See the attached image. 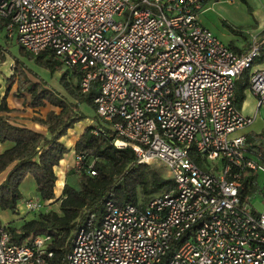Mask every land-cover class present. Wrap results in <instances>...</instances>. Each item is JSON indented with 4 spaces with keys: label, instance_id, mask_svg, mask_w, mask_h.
I'll list each match as a JSON object with an SVG mask.
<instances>
[{
    "label": "built area",
    "instance_id": "obj_1",
    "mask_svg": "<svg viewBox=\"0 0 264 264\" xmlns=\"http://www.w3.org/2000/svg\"><path fill=\"white\" fill-rule=\"evenodd\" d=\"M215 0H0V25L32 55L52 51L95 82V113L138 163L160 161L174 185L139 206L106 199L76 230L67 264H264V206L240 199L253 123L234 103L237 77L260 49L235 53L199 21ZM264 110V70L248 75ZM99 130H103L100 128ZM257 157H262L257 152ZM75 167L82 157L74 154ZM259 189L264 194V181ZM26 212L42 208L23 201ZM0 222V264H43L50 234L9 242Z\"/></svg>",
    "mask_w": 264,
    "mask_h": 264
},
{
    "label": "trees",
    "instance_id": "obj_2",
    "mask_svg": "<svg viewBox=\"0 0 264 264\" xmlns=\"http://www.w3.org/2000/svg\"><path fill=\"white\" fill-rule=\"evenodd\" d=\"M260 49L264 51L262 47ZM43 56L47 59H43ZM36 58L48 67L63 63L52 51H42L36 54ZM71 71L72 74L66 69L62 74L63 86L74 99L83 98L95 109L92 99L96 93V90L93 91L95 82L90 84L87 92H82L79 85L80 75L74 70ZM67 75L75 76V85L69 82ZM21 80V88L25 90L20 93L24 91L28 94V104L36 107L45 103L46 99L59 107V111H49L46 117H34V121L43 126L36 130L13 123L7 116L10 111L5 103V95L0 100V142H8L10 145L0 151V172L10 167L6 177L0 182V209L10 211L21 197L18 186L27 175L32 176L41 203L55 197L54 185L57 176L54 167L68 151L62 138L68 135V128L81 119L75 103L67 97L36 87L37 83L28 78ZM243 87L236 86L234 91L237 108L244 98ZM83 128L73 145L74 153L82 157L80 167L71 171L77 175L78 186L69 185L67 182L63 184L57 199V211L42 209L20 226L6 227L8 240L12 243H20L35 234H50L52 239L48 243V249L52 255L43 264H67L65 254L70 249L76 230L85 224L91 214L95 218L103 214L106 199L112 198L118 204L133 203L142 206L174 185L171 178L161 177L156 168L147 163H138L131 148H117L111 141L114 134L108 128L100 124ZM100 128L103 130H99ZM245 137L247 147L260 149L264 160V131L249 133ZM243 179L239 191L240 199L249 204L245 195L257 187L255 174L246 172ZM164 262L160 261L159 264Z\"/></svg>",
    "mask_w": 264,
    "mask_h": 264
},
{
    "label": "crops",
    "instance_id": "obj_3",
    "mask_svg": "<svg viewBox=\"0 0 264 264\" xmlns=\"http://www.w3.org/2000/svg\"><path fill=\"white\" fill-rule=\"evenodd\" d=\"M203 9L199 15L200 23L205 27L207 26L216 37L227 44L235 53H246L253 44L258 46V49L260 47L264 49V0H215L205 4ZM259 51V55L252 60L251 68L242 72L235 82V88L236 86H244L242 90L244 98L238 108L244 115L252 116L253 123L235 131L232 135L243 134L245 136L249 133L254 134L264 131V115H262L261 110H257L255 107V94L248 87V75L254 70H264V51L261 49ZM3 71L6 70L2 69V63H0V100L5 95V103H7V108L10 111L7 116L17 125L31 127L36 130L41 129L42 126L33 119V116H41L39 115L40 112L42 113L41 108L39 106H28V95L24 91L20 93L21 97L16 94L18 90L16 87L17 78L9 85V74ZM38 109L40 110L38 111ZM23 117L24 119H22ZM86 125L87 123L77 122L74 125L73 132H68V139L64 141L68 151L63 154L59 164L54 167L57 176L56 181L58 182V185L55 182L54 192L56 186L62 191V185L68 178L67 175H70L75 167L73 145ZM8 146H10L8 142H0V151ZM57 168L58 171H56ZM9 169L10 167L0 172V182L6 177ZM59 173L62 174L61 177H58ZM45 203H48V200ZM13 220L14 217H12L10 210L0 209L1 223L9 225V222Z\"/></svg>",
    "mask_w": 264,
    "mask_h": 264
},
{
    "label": "rangeland",
    "instance_id": "obj_4",
    "mask_svg": "<svg viewBox=\"0 0 264 264\" xmlns=\"http://www.w3.org/2000/svg\"><path fill=\"white\" fill-rule=\"evenodd\" d=\"M42 58L47 59L46 56H43ZM0 63H2V69L6 70L3 72L9 74V80H10L9 85H11L17 78L16 87H19V89L16 91V94H18L19 97H21L20 92L22 90H25V88L23 89L21 88L23 86L21 79L28 78L31 82L37 83L36 87H41V89L43 88L48 89L51 92L53 91L57 95L61 94L64 97H67L68 100H70L71 102H74L76 106V110L78 111V114H80L81 116V119L78 122L87 123V125L100 124V126H108V124L101 117H99L97 113H95L94 108H92V106L88 104L85 99L83 98L79 100L74 99L73 96L69 94L67 88L63 86L62 74L65 72L66 69L70 72V74H72L71 73L72 69L70 67L60 62L59 64L51 67L44 65L38 58H36V55H32L29 52H27L25 49H23L16 42L15 36L12 38L8 37L7 32L4 30V28L1 25H0ZM18 75H20L21 77H18ZM66 78L69 80V82L72 85H75L76 83L75 76L71 77L70 75H67ZM95 90H96V86L95 88H93V91ZM44 100L45 103L38 105L42 110V113L41 112L39 113V115H41L40 117H46V113L49 111H55V112L59 111V107L51 104L50 101L46 99ZM27 105L33 107L28 103ZM39 110L40 109H38V111ZM261 112L262 115H264V110L261 109ZM33 117H37V116H33ZM22 119H24V117ZM74 125L68 128V132L71 133L73 132V129H75ZM93 132L95 133V130H93ZM65 139H68L67 136H64L62 138L63 141H65ZM244 145H245L244 146L245 154L251 157L258 164H260L259 169L255 171V178H256L255 182L257 183V187L253 191L247 192L245 197L252 207L260 208L264 206V194H262V192H260L259 189L260 182L264 181V160H262V157H257L256 155L257 152L261 151L260 149L257 148L249 149L247 147L246 141ZM149 165H151V167L154 169L156 168L160 172L161 177L169 178V173L167 171V168L160 161L155 160L154 162L149 163ZM74 169L76 170L77 167H74ZM56 171H58V168L56 169ZM58 175H59L58 177L62 176V174L60 173ZM67 176L68 178L66 182L69 185L78 186L76 173L75 174L70 173V175ZM56 183L58 185L57 181ZM18 188L20 190L21 197L18 199V203L15 206V208L11 211L12 217H14V220L9 222V225L11 227L20 226L23 223V221L29 220V218L35 216L36 213L39 212V210L26 212L23 206L24 203L23 201L25 199L28 198L39 199L36 192V187L34 185V180L31 177V175H27L19 184ZM60 192L61 189H59V187L56 186L54 192L56 198L54 197L52 200H48V203H45L44 201V204H42V208L40 210L43 209V211H46L52 209L54 211H57L59 208V201L57 199L58 196L60 195ZM139 197L140 199H142L140 194ZM100 217L101 215L95 218L94 224L98 223Z\"/></svg>",
    "mask_w": 264,
    "mask_h": 264
}]
</instances>
